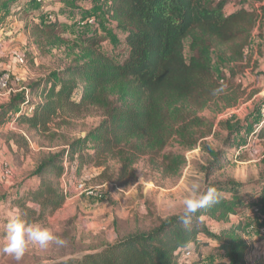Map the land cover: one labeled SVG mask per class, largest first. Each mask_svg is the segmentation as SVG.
Here are the masks:
<instances>
[{
	"label": "trees",
	"instance_id": "trees-1",
	"mask_svg": "<svg viewBox=\"0 0 264 264\" xmlns=\"http://www.w3.org/2000/svg\"><path fill=\"white\" fill-rule=\"evenodd\" d=\"M226 4V0L216 4L211 0L105 2L103 15L109 23H115L110 35L119 31L127 47L122 62L113 61L102 46L99 33L104 34L111 26H95L90 35L80 40L81 52L70 58L64 68L31 83L28 92L12 94L0 106L1 119L26 107L14 122L42 135L49 134L51 126L65 125L71 118L99 117V123L84 136L47 153L30 174L37 179V185L18 197L15 192L8 193L1 203L16 197L15 204L29 223L51 217L65 203L58 180L68 163L75 165L76 175L91 167L101 170L97 178L115 181L116 187H127L135 181L134 167L147 156L159 157L165 174L179 173L185 157L164 150L173 139L194 148L198 140L208 136L211 130L201 131L202 120L196 112L222 96V92L212 95V90L220 87L211 60L213 44H234L233 58L240 60L255 25L253 13L247 10L226 15ZM14 15L25 21V31L37 47L58 45L59 24L29 25L28 14ZM187 39L191 52L188 61L184 55ZM233 78L230 71L228 79ZM234 103L233 100L231 104ZM225 126L230 134L223 143L227 149L237 139L240 123L226 122ZM257 137L264 139L263 116L259 118ZM205 151L209 160L203 169L206 177H211L222 168L226 150ZM209 186L222 193L234 191L241 184L227 180ZM240 204L235 195L231 199L220 195L219 203L198 210L187 225L180 220L181 214L171 216L149 230L129 233L82 255L41 264H181V252L190 244H208L198 240L199 235L215 243L232 264H245L252 249L241 240L240 227L215 234L201 220L204 216L208 220H226L230 214H238ZM191 264L202 262L198 258ZM209 264L227 263L219 260ZM255 264H264V253Z\"/></svg>",
	"mask_w": 264,
	"mask_h": 264
},
{
	"label": "rangeland",
	"instance_id": "rangeland-1",
	"mask_svg": "<svg viewBox=\"0 0 264 264\" xmlns=\"http://www.w3.org/2000/svg\"><path fill=\"white\" fill-rule=\"evenodd\" d=\"M211 1L216 4L220 0ZM226 2V15L239 9L247 10L253 13L255 25L248 34L244 57L240 60L233 58L234 44H213V72L224 91L221 97L209 101L196 112L202 120L201 131L210 128L211 133L198 140L194 148L184 147L175 139L168 143L164 153L185 157L179 173L165 174L159 157H143L134 167L135 181L127 187H108L107 196L101 201L75 197V183L82 182L94 188L115 181H100L97 176L101 170L92 167L76 175L75 165L65 164L64 177L62 175L58 182L63 193L67 190V199L64 194L63 207L38 223L61 236L66 243L63 246L53 244L47 249L29 246L19 264H41L76 257L129 233L149 230L166 218L182 214V200L190 195L194 182L203 190L212 183L227 180L241 184L234 191L219 193L227 199L234 195L240 198L238 214H230L221 221L208 220L205 216L201 220L215 234L239 226L241 240L252 249L247 255L248 264L264 253V139L257 137L259 118L264 117V0ZM104 6L105 0H0V76H9L7 89L0 92V106L6 104L12 94L28 92L31 83L64 68L70 58L81 52L80 40L90 35L95 26H111L104 34L99 33L102 46L113 61L122 62L127 47L119 31L110 35L115 23H109L103 15ZM17 12L28 14L29 25L59 24L58 45L37 47L25 31V21L14 15ZM189 43L190 39H187L186 61L191 57ZM18 58L23 59V64H19ZM230 71L234 73L233 80L228 79ZM233 100L235 103L231 104ZM26 110L23 107L19 113H10L8 119L0 118V178L4 176L5 167L10 170V175L0 180V246L7 212L10 207H17L16 197L5 204L1 201L7 199L8 193L15 192L18 197L26 189L36 186L38 181L30 174L41 159L60 149L66 141L84 136L100 121L99 117L92 116L71 118L65 125L51 126V132L42 135L27 126L18 127L14 122ZM226 122L240 123V133L227 149L223 144L230 135ZM206 148L226 150L222 168L211 177H206L203 169L209 160ZM197 238L208 244H190L187 249L191 255L188 259L182 257L181 264H191L198 258L202 264L219 260L232 264L226 254L218 251L215 243H209L202 235ZM0 264L17 262L0 252Z\"/></svg>",
	"mask_w": 264,
	"mask_h": 264
},
{
	"label": "clouds",
	"instance_id": "clouds-1",
	"mask_svg": "<svg viewBox=\"0 0 264 264\" xmlns=\"http://www.w3.org/2000/svg\"><path fill=\"white\" fill-rule=\"evenodd\" d=\"M224 91V86L212 90V95ZM220 194L214 186H206L201 190L199 183H193L190 195L182 200L183 211L180 220L188 224L198 210L206 209L219 203ZM4 238L0 252L11 257L19 264L29 246L47 249L51 245L63 246L66 241L52 230L39 223H29L24 218L19 208L10 207L4 223Z\"/></svg>",
	"mask_w": 264,
	"mask_h": 264
},
{
	"label": "built area",
	"instance_id": "built-area-1",
	"mask_svg": "<svg viewBox=\"0 0 264 264\" xmlns=\"http://www.w3.org/2000/svg\"><path fill=\"white\" fill-rule=\"evenodd\" d=\"M108 0H105V2H107ZM18 62L19 64H23V59L22 58H18ZM8 81H9V76L8 74H2L0 76V92L2 91H5L7 89V86H8ZM28 99V98H27ZM23 106L20 107V109H22ZM20 112V110L18 111V113ZM14 122H12V125ZM4 176H2L1 179H4V177H8L10 175V170H8L7 167H5L4 169ZM64 177V175H63ZM115 188V189H118L116 187V185L114 184H110V183H105L99 187H87L84 183L82 182H78V183H75V186L73 187V193H74V196L75 197H83V198H87V199H92V200H96V201H101L103 200L106 196H107V188ZM64 194H65V197L67 199V190L64 189ZM255 212H258L257 209H255ZM191 253H190V250L186 249V250H183L181 252V256L184 258V259H188L190 257ZM181 257V259H182ZM182 261V260H181ZM186 264V262H184Z\"/></svg>",
	"mask_w": 264,
	"mask_h": 264
},
{
	"label": "crops",
	"instance_id": "crops-1",
	"mask_svg": "<svg viewBox=\"0 0 264 264\" xmlns=\"http://www.w3.org/2000/svg\"><path fill=\"white\" fill-rule=\"evenodd\" d=\"M257 259H258V258L254 259V261H253L252 264H255V262H256ZM247 260H248V256H246V258H245V264H248Z\"/></svg>",
	"mask_w": 264,
	"mask_h": 264
}]
</instances>
